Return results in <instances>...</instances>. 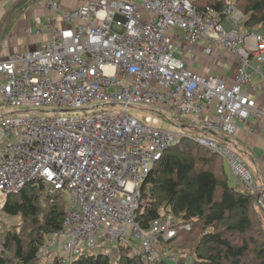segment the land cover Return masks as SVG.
<instances>
[{
    "label": "built area",
    "instance_id": "obj_1",
    "mask_svg": "<svg viewBox=\"0 0 264 264\" xmlns=\"http://www.w3.org/2000/svg\"><path fill=\"white\" fill-rule=\"evenodd\" d=\"M36 5L49 12L48 42L0 61V231L8 198L43 184L49 195L69 193L71 203L38 264H74L106 242L116 252L113 264L124 249L146 264H182L183 255L167 245L191 223L164 208L147 229L138 222L152 207L144 184L182 141L221 158L244 192L259 195L264 211V185L257 186L230 142L241 128L264 133L254 125H264V36L244 28L236 5L222 11L198 10L192 0H87L74 10L57 0ZM43 33L39 24L36 34ZM199 50L229 64L232 80L226 71L215 77L193 70ZM148 107L171 128L128 112Z\"/></svg>",
    "mask_w": 264,
    "mask_h": 264
},
{
    "label": "trees",
    "instance_id": "obj_2",
    "mask_svg": "<svg viewBox=\"0 0 264 264\" xmlns=\"http://www.w3.org/2000/svg\"><path fill=\"white\" fill-rule=\"evenodd\" d=\"M192 3L198 10L211 5L220 11L234 4L246 17L244 28H264V0ZM143 194L152 200L151 209L138 220L144 228L161 217L162 208L183 223L192 224L191 231L181 233L174 241H182V264H264V211L259 195L231 187L225 162L218 156L182 141L153 170ZM68 207L65 193L49 195L43 184H29L20 194L9 197L5 217L19 218L21 223L8 230L4 221L0 264H38L42 246L62 230ZM74 264H113V257L93 254ZM117 264H146V260L132 257L130 250L124 249Z\"/></svg>",
    "mask_w": 264,
    "mask_h": 264
},
{
    "label": "crops",
    "instance_id": "obj_3",
    "mask_svg": "<svg viewBox=\"0 0 264 264\" xmlns=\"http://www.w3.org/2000/svg\"><path fill=\"white\" fill-rule=\"evenodd\" d=\"M30 1L31 0H0V37L10 16ZM57 1L63 8L74 10L80 8L87 0ZM128 1L141 3L146 0ZM48 15L49 12L45 8L37 7L36 0H34V2L24 11L18 13L9 25L5 39L0 44V61L7 59L10 55L15 53L33 51L43 47L49 40L47 33ZM39 24L44 28V33L40 36L36 34V29ZM29 29L32 31L31 35H28L26 32ZM200 52L201 51L199 50L198 60L190 62V67L197 73H213V75H215L213 63L216 64L217 60L213 58L208 60V58L202 56ZM207 63L209 64L207 65ZM224 72L221 70L220 74ZM227 73L229 74L227 77L231 81L233 77L231 69ZM260 84L261 83H258V89ZM254 125L258 127L261 132L264 130V125L261 122H257ZM220 137H218V139L222 140L223 137ZM230 142L236 146L242 157L245 158L247 164L251 168L250 170H252L257 186L264 185V133L262 132L261 136H254L241 128L236 137L231 139ZM226 167L227 165L225 164V168ZM231 178L232 179L229 178L231 187L244 192L240 181L233 176Z\"/></svg>",
    "mask_w": 264,
    "mask_h": 264
},
{
    "label": "rangeland",
    "instance_id": "obj_4",
    "mask_svg": "<svg viewBox=\"0 0 264 264\" xmlns=\"http://www.w3.org/2000/svg\"><path fill=\"white\" fill-rule=\"evenodd\" d=\"M256 32L259 33L260 35L264 36V28L261 29V30H257ZM175 54L178 57L183 55L180 50H176ZM213 67L215 68V77H220V71L221 70H223V72L224 71H226V72L230 71V65L229 64H224V63H216L215 64V63H213ZM211 68H212V66H211ZM262 71L264 73V67L262 68ZM259 86H260V88H262L263 84H260ZM128 112H129V114H131L132 116H134L135 118H137V119H139L141 121H145L147 118H151V123L152 124H155V119H158V126L157 127L161 128V129H170L171 128V123L167 119H165L163 117H160V116L158 117V115H156V114L159 113V111L154 109V108H149V107L148 108H143L142 111L130 108ZM168 118L170 119V117H168ZM174 121H175V124L177 126H179V127H188L190 125L188 121H182V120H179V119H175ZM194 135H197V133H194ZM243 159L246 162L245 158H243ZM248 167H249V165H248ZM249 169H251V168L249 167ZM226 172H227L229 178L232 179L231 178L232 174H231V171L229 170L228 167H226ZM65 197H66V201L68 202V206H69L70 203H71V195L69 193H65ZM42 210L45 212V208L44 207H42ZM5 221L7 222V226H8L7 229L8 230L9 229L12 230V229L16 228L21 223L19 218L12 219V218H6L5 217ZM3 230L4 229L2 228L1 231H0V242H1V239H2V235L4 234ZM181 242L182 241L174 242V243H172L170 245H167V248L170 249L171 251H177L180 254H182L181 250H183V249H182V246H181ZM113 247L114 246H112V244L106 242V243H104L102 245V248L101 249H97L95 251V253L96 254L105 253V254L111 255L113 258H115L116 257V252L113 250ZM185 255L188 256L190 254L186 253ZM50 264H53V262L50 263Z\"/></svg>",
    "mask_w": 264,
    "mask_h": 264
},
{
    "label": "water",
    "instance_id": "obj_5",
    "mask_svg": "<svg viewBox=\"0 0 264 264\" xmlns=\"http://www.w3.org/2000/svg\"><path fill=\"white\" fill-rule=\"evenodd\" d=\"M34 2V0H31L29 3L25 4L24 6H22L21 8H19L16 12H14L10 18L8 19L4 29H3V32H2V35L0 37V44L2 43V41L5 39L6 37V32H7V29L9 27V25L11 24L13 18L18 14L20 13L21 11H24L30 4H32Z\"/></svg>",
    "mask_w": 264,
    "mask_h": 264
}]
</instances>
